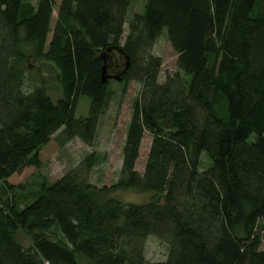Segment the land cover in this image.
I'll return each instance as SVG.
<instances>
[{"label": "trees", "instance_id": "16d2710c", "mask_svg": "<svg viewBox=\"0 0 264 264\" xmlns=\"http://www.w3.org/2000/svg\"><path fill=\"white\" fill-rule=\"evenodd\" d=\"M130 5L0 0L5 192L22 188L19 176L51 150L76 137L93 142L115 81L104 77L103 51L118 47L127 58L119 80L141 84L112 185L90 182L100 162L91 152L22 206L0 193V264H264V0H146L129 19ZM163 29L177 69L160 82L162 60L151 50ZM83 98L88 113L79 117ZM145 132L152 140L140 173ZM119 189L149 196L126 202ZM149 236L167 243L165 260L145 259Z\"/></svg>", "mask_w": 264, "mask_h": 264}, {"label": "rangeland", "instance_id": "374dc122", "mask_svg": "<svg viewBox=\"0 0 264 264\" xmlns=\"http://www.w3.org/2000/svg\"><path fill=\"white\" fill-rule=\"evenodd\" d=\"M35 3L36 0H29ZM59 3V0H57ZM129 19L133 14H141L145 9L146 0H130ZM57 10L55 9L52 17V25L55 20ZM124 23V33L121 43L124 42L128 31V21ZM166 29H163L160 36L155 40L151 50L152 55L158 56L162 60V65L159 73V81L162 82L168 74H173L176 69L177 54L172 49L167 38ZM100 56L104 60L103 73L104 77L112 80L109 83V89L113 92V98L108 109L100 117L95 133V137L91 144L85 143L80 138L76 137L62 148L51 150L47 158L39 169L31 168L19 176L20 183L23 182V187L12 191L3 190V183L0 180V193L8 201L19 206L24 205L32 199V196L37 192L42 182L50 184L59 179L68 172L80 159L88 153L95 152L100 157V162L96 165L90 176V182L96 187L110 186L118 178L122 164V150L126 138V129L132 113V103L139 94L141 84L136 81L122 83L118 78L119 74L127 65V58L123 55L118 47L111 46L103 51ZM33 66H37L36 71L41 74L49 75L42 64L32 62ZM32 68V67H31ZM35 71V70H34ZM50 82L51 77H46ZM54 82V81H53ZM52 85V84H51ZM49 85L47 91L48 96L56 101L61 98V94L57 91V85ZM89 103L86 99H81L77 109V116L83 117L87 115ZM152 135L145 132L141 141L139 157L136 161L135 168L140 173L143 172L148 150L151 144ZM55 149V148H53ZM209 165L208 160L203 158L201 170H205ZM123 201L141 202L147 199L149 193H138L133 189H119L114 193ZM49 237H53L50 232H46ZM25 235V234H24ZM23 242L28 245L30 236L25 235ZM145 259L149 262L163 261L167 255V243L156 236H149L145 243L144 251Z\"/></svg>", "mask_w": 264, "mask_h": 264}, {"label": "water", "instance_id": "95a60500", "mask_svg": "<svg viewBox=\"0 0 264 264\" xmlns=\"http://www.w3.org/2000/svg\"><path fill=\"white\" fill-rule=\"evenodd\" d=\"M119 79V78H118Z\"/></svg>", "mask_w": 264, "mask_h": 264}]
</instances>
